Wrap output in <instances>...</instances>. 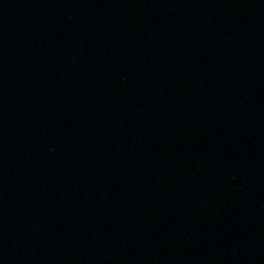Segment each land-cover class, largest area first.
Returning a JSON list of instances; mask_svg holds the SVG:
<instances>
[{"label":"water","instance_id":"obj_1","mask_svg":"<svg viewBox=\"0 0 264 264\" xmlns=\"http://www.w3.org/2000/svg\"><path fill=\"white\" fill-rule=\"evenodd\" d=\"M0 264H264V0H0Z\"/></svg>","mask_w":264,"mask_h":264}]
</instances>
